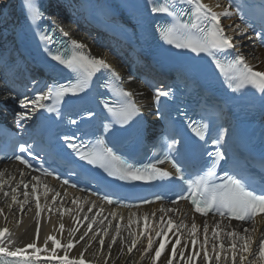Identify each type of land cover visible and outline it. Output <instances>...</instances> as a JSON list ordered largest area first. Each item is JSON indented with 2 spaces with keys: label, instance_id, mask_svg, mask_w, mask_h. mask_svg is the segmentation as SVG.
<instances>
[{
  "label": "snow or ice",
  "instance_id": "6c2138e0",
  "mask_svg": "<svg viewBox=\"0 0 264 264\" xmlns=\"http://www.w3.org/2000/svg\"><path fill=\"white\" fill-rule=\"evenodd\" d=\"M181 3H187L191 7L185 11L184 9H177L175 0H164L163 3L158 0H153L151 6V12L163 13L167 17L171 18V21L167 26L160 28L162 38L166 43L175 45L176 48L189 49L191 52L200 54L205 53L210 56L214 61L217 68L220 69L221 73L224 74L227 81L228 87L233 92H239L248 86L256 89L262 97H264V71L255 70L254 66L250 64L246 57L239 51H235L232 55L228 50H237L239 44L234 42V37L227 35L225 27L221 23V18H231L234 15L233 3L222 5L217 3L216 8L221 9L216 11L212 6L203 3V0H180ZM23 7L28 13V19L31 23L37 24V21L43 19V13L40 11L39 4L36 0H22ZM237 10L239 6L237 5ZM187 17V19H185ZM37 26H39L37 24ZM232 28V26H229ZM251 26L245 24L241 26L236 24L232 31H238L240 36L243 37L248 33ZM64 37H69V33L64 31L62 28L56 29ZM53 34L47 32L40 35V40L44 42V50L51 56L52 60L58 62L60 65L65 66L76 74L75 82H69L68 84H53L48 86L47 91L43 92L34 99L29 101L27 98L20 101V108L27 110L29 104L32 106V112H36L38 109H46L49 113H55L56 116L61 115L59 105L63 102L64 97L72 94L77 95L78 93L84 92L89 86L91 78L101 70H109L114 78H119V73L115 71L113 66L103 57H96L91 54L88 46L76 39H69L71 47H64V51L57 50L53 53L48 47V44L56 43ZM256 39H260L264 43V30L256 34ZM249 40L253 37L249 36ZM226 53L232 55L231 60L222 62L218 58V54ZM121 99L118 102L117 107H112L105 103L104 107L109 113L115 118L113 123L121 125L128 124L137 117H141V111L133 101V93L131 91H125L123 88L116 89ZM171 93L159 89L155 94V103L159 105L161 97H168ZM52 100V104H45L44 101ZM89 117L93 116L94 113L89 111L87 113ZM20 121L31 119V116L27 111H21L18 114ZM70 123L76 124V120H71ZM111 124L105 126V131L111 128ZM192 132L195 136L201 140L206 138L208 133L209 125L202 121H193L189 124ZM227 135V129H223L222 132L213 139V143L217 146L214 153H209L210 156L214 157L211 162V166L202 175H197L195 178L185 179V174L181 166L170 156H166L165 160L171 163L174 169L175 176L180 180L184 181L187 185V195L181 194L179 199L173 201V204H179L181 200L189 201L193 207V210L203 216H208L209 213H214L219 216L220 220L215 224L212 231V238L219 243L211 244V251H209V225L207 221L203 224V242L201 243L197 232L199 226L193 221L191 226L183 221L176 223L171 217L165 221V216L171 213H177L176 208H161L160 211L163 213L159 217V229L149 227L148 217H144V230H131L133 224H139V220H134L129 217L128 228L129 236L131 237L130 243H127L124 238L121 237V227L117 225L110 240L108 252H104L105 240L103 237L109 235V229L112 227L111 221L109 220L108 225L102 227L96 231H93V225L97 223V217L103 212V208H100V212H97L91 218L87 215L83 216V219L89 221L87 229L80 236L79 239L73 243L72 239H69L67 244L62 245L61 241L58 240L54 235H48L43 243V246H37V241L40 237V225L39 218L41 213L47 208V211L51 213L53 208L45 204L41 205V195L47 197L49 192L53 193L52 205L57 203V199L61 196V192L56 191L54 188H50L49 185L41 180V176H33L31 179L35 183L31 184V193L28 191L30 185L21 178L15 186L9 184V180H15V176H10L5 179L6 173L0 171V194L5 198L4 202L11 209L13 205H18L21 214L25 211V205L29 203V197L31 196L35 201L37 227H36V240L32 243H28L23 247L16 246V241L13 239V234L10 229L5 226L0 228V264H51V262H57V264H89L85 260L84 254L91 247V243L98 240L99 248L93 252V257L104 256V264H108V259L111 257V247L116 245L117 239H121V243L124 247L121 249V253L126 249L128 254H131L134 249L138 248V245L142 238H146V247L138 249L141 253L140 260L142 261L149 253L154 252L149 257L150 264H158V261L162 258L166 245L172 244L170 249V255L165 260V264H174V261H183V264H195V262L201 258L203 264H213V260L216 264H264V234L258 242L257 249L253 250V236L251 232H255V228L243 229V234L236 230L224 231L221 228V224L225 219L238 220L241 222L249 221L255 224V217L264 213V194H258L255 190L250 189L247 183L237 178L235 174H230L228 171H224L223 176L217 175V168L221 161L226 159L225 152L221 150L220 145L224 141ZM67 143V147L72 149L81 160L87 161L89 164L97 165L102 168L110 177H115L121 181H153L157 179L172 178L173 172L166 169L157 167V163H164L165 160H158L157 163L143 164L137 167L133 163H130L123 156L118 155L111 147H107L104 139L98 138L95 142H89L88 144H77L73 142V137L65 135L63 137ZM179 140L172 138L171 143L168 145L169 150H174L179 144ZM19 155H15V160L28 168L32 165L24 157V153L32 154L31 149L25 144H20L18 147ZM21 177L24 173H20ZM42 175L52 176L53 173L47 169L42 170ZM59 179V177H56ZM64 185L69 184V180H63ZM8 185V191H5V186ZM23 186V192L20 193L19 189ZM43 187V192H40V187ZM76 187L75 184L71 185ZM22 194L23 200L19 199ZM64 195H67L65 192ZM159 199V198H158ZM10 200V203L8 202ZM103 200L112 204L113 200L107 196L103 197ZM62 205V201L60 202ZM72 204L77 205L79 211L73 208L57 207L55 211L61 216L66 214L75 213L73 219L75 224H80L79 213L83 211L82 207H79V200L73 199ZM97 204L95 201L91 202L89 211L92 208H96ZM31 209H29L30 211ZM114 219L117 218L115 211L109 214ZM135 215V214H132ZM0 216H3L7 221V215L4 213V209L0 208ZM104 219H108L104 217ZM104 219L100 220V224H104ZM119 219L122 221L123 216ZM175 229L177 238L170 241L168 238L169 232ZM187 231L190 237L191 250H189V243L185 241L183 246L178 251V246L181 245L183 234L181 230ZM59 230L61 233L64 232L65 226L63 222L59 224ZM79 231V227H73L69 230L71 237H75ZM89 233H92L89 236ZM226 236L230 239L231 243L227 248L221 239V236ZM88 238L83 251L80 252L77 258H69V250L75 248L76 243L85 241ZM51 241L52 247L48 248V242ZM158 246L154 249V244ZM200 245V251H196V245ZM63 248V255L57 254V249ZM31 250V251H29ZM186 256V252H189ZM227 252L230 255H224ZM41 253H47V255H41ZM132 264H137V261H132Z\"/></svg>",
  "mask_w": 264,
  "mask_h": 264
},
{
  "label": "bare ground",
  "instance_id": "6f19581e",
  "mask_svg": "<svg viewBox=\"0 0 264 264\" xmlns=\"http://www.w3.org/2000/svg\"><path fill=\"white\" fill-rule=\"evenodd\" d=\"M208 5L212 6L214 10L216 11H220L221 9L216 8L217 3L221 4V2L219 0H204ZM224 5V4H222ZM227 26H232V28H234V26L236 25V23L234 21H227L226 22ZM66 30H68L69 32H71V34L75 37L76 40H78L79 42H82L84 44H86L88 46L89 49L94 50L96 53H98L101 57L105 58L106 60H111V58L102 52V50L100 51L99 49H96L93 46V42L88 39L86 36L84 35H80L79 33H77L75 31V28L66 24L65 25ZM232 28L230 29V36L234 37V42L239 44V47L241 49L242 54L246 57L247 61L252 64L254 67H256L257 69L263 70L264 71V53L262 51H259L258 49H252L250 46H246L245 41L246 38L244 37H240L239 32H234L232 31ZM4 33L3 35H8L11 36V28L10 27H6L3 29ZM243 44V45H242ZM256 55V57H255ZM135 88H137L139 91H143L144 90L140 87V85L136 82H134L132 84ZM6 173L5 175V179H8L10 176H15L16 179L15 180H9V184L11 186H15V184L19 181L18 175L19 173H17V169H15L14 167H9V171H3ZM23 178V177H22ZM24 179V178H23ZM43 182L47 183L49 185L50 188H56L57 186L55 185V183H53L52 181H50L49 179H43ZM9 186L6 185L5 186V191H8ZM32 189L29 190V192L31 193ZM57 191L61 192V194H64L65 192L67 193V200H65V198H63L62 196H60L57 199V203L55 205H52V196L53 193L49 192L47 197H44L43 195H41V205L44 206L45 204H47L48 206H51L53 208V211L51 213H49L47 211V208H45V210L41 213V216L39 218V225H40V237L39 240L37 241V246H43L44 240L48 235H54L58 240L61 241V244H67V242L69 241V239L73 240V243H75L76 240L79 239V236L86 231L87 229V224L89 223V221H86L83 219V216L87 215L88 217H92L94 216L97 212H100L99 210H97L96 208H92L91 211H89V208L91 206V202L89 201V199L87 198V196L85 195H80V196H73V192L72 191H63L62 189H57ZM23 191H20V193H22ZM40 192H43V187H41ZM74 198V199H78L79 200V207L83 208V211L79 213L80 216V224L77 225L74 222V215L73 214H66L64 216H61L59 213H57L55 211V208L57 207H64V208H73L76 209L77 211H79V208L77 205H74L70 202V199ZM4 197L2 196V194H0V208L4 209V213L5 215H7V221H5L3 216H0V228H3L5 226H7L10 231L13 234V239L16 241V246L19 247H23L28 243H32L33 241L36 240V227H37V217H36V207H35V201L34 199L30 196L29 197V203L25 205V211L23 214H21L20 210H19V206L18 205H13L12 208L10 209L7 204L4 202ZM19 199L23 200V196L22 194L19 196ZM62 201V205L61 202ZM10 203V200L8 201ZM29 209H31L29 211ZM120 216H123L124 219L121 221L119 219ZM131 216L132 219L134 220H139V224H133L131 226V230H138V231H143L144 230V220H142V217L140 216H126L123 213L122 215H117V218H113V217H108L106 215V213H101L100 216L97 217V223L95 225H93V231H96L102 227H105L108 225L109 220L111 221L112 227L109 229V235L107 237H103L105 240V248H104V252L107 253L108 252V248L110 245V240L112 235L115 234L114 230L116 228L117 225H120L121 227V237L124 238V240L127 243H130L131 241V237L129 236V228H128V221H129V217ZM143 216H145V214H143ZM104 217H107L108 219H104ZM104 219V224L101 225L100 224V220ZM63 222L64 226H65V230L63 233L60 232L59 230V224ZM149 223V227L150 230L151 228H156L157 230L159 229V225L158 224H153L150 221H148ZM73 227H79V231L76 233L75 237H71L69 234V230ZM221 228L226 232L227 230L224 229V227L221 226ZM255 228V232H251L250 234L253 236V250L255 251L257 249L258 246V242L261 238V235L264 234V228H262L261 226H256L253 227ZM248 229H252V227H249ZM212 231H213V227L209 226V251H211V244L212 243H219V241H215L212 238ZM243 234V231H239ZM92 233H89V236H91ZM197 236L199 237L200 242H203V228L198 230L197 232ZM168 238L170 241H173L177 238L176 232L174 230L171 231V234L168 235ZM100 239V237H97L96 241H93L91 243V247L89 248V250L84 254L85 256V260L89 262V264H104V260L105 257L104 256H100V257H93L92 253L97 251V249L99 248V244H98V240ZM221 239L223 240L224 244H225V248H227L229 246V244L231 243L230 239L226 236H221ZM88 238H85V241H81L80 243H76L75 244V248L69 250V258H77L80 254L81 251H83L85 244L87 242ZM187 241L189 243V250H191V243H190V238L188 236V234L183 235V239H182V243L180 246H178V251L180 250V248L183 246V243ZM147 244V240L146 238H142L138 248L134 249L133 252L131 254H128L126 249L124 250L123 253H121V249L124 247V245L121 243V239L118 238L117 239V243L116 245L111 247V257L110 259H108V264H132V261H137V264H150V259L149 257L151 255L154 254V252L149 253L148 256H146L142 261L140 260V256L141 253L138 249L146 247ZM158 246L157 244H154V249L155 247ZM52 247H54V245H52L51 241L48 242V248L51 249ZM172 247L171 243H168L166 245V248L164 250V252L162 253V258L160 261H158V264H165V260L167 259V257L170 255V249ZM200 245L197 244L196 245V251H200ZM31 251V250H29ZM57 254L58 255H63V248L57 249ZM190 254L189 252H186V256ZM41 255H47V253H41ZM224 255H230L229 253L225 252ZM174 264H183V261H179V259H177V261H174ZM195 264H203V259L202 256L201 258H199ZM213 264H216V262L213 260ZM228 264H230V260L228 262ZM237 264H239V261H237Z\"/></svg>",
  "mask_w": 264,
  "mask_h": 264
}]
</instances>
